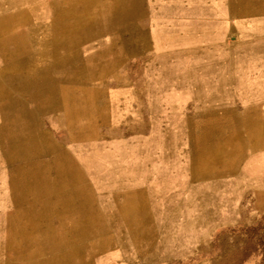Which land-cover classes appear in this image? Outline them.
<instances>
[{"label": "rangeland", "instance_id": "obj_1", "mask_svg": "<svg viewBox=\"0 0 264 264\" xmlns=\"http://www.w3.org/2000/svg\"><path fill=\"white\" fill-rule=\"evenodd\" d=\"M33 1L38 42L25 53L48 52L50 11L65 5L57 63L74 70L45 74L44 94L62 96L49 114L2 106L15 95L0 104V154L14 151L0 173V264H264V139L251 141L264 133V0L237 14L229 0ZM122 1L144 16L74 45L73 20ZM26 19L10 27L30 33ZM23 105L38 107L35 128L17 121ZM202 127L218 164L193 162Z\"/></svg>", "mask_w": 264, "mask_h": 264}, {"label": "bare ground", "instance_id": "obj_2", "mask_svg": "<svg viewBox=\"0 0 264 264\" xmlns=\"http://www.w3.org/2000/svg\"><path fill=\"white\" fill-rule=\"evenodd\" d=\"M91 1L92 0H89V2H91ZM140 1L141 0H139V2ZM82 2H87V1L83 0ZM123 2L124 1H122L121 3L116 4V5H113L112 3H110L109 5L105 6L103 8V10H100L101 13L99 14L98 18H95V20H93L90 25L86 24L85 18H82L81 20H78V19H76L75 21L73 20V24L77 23L76 26H79V31H80L79 34L81 36L80 39H77L73 42L74 45H77L78 43H84L85 32H87V30H88V32L92 33L91 39L93 37L95 39H97L101 34H104V35L112 34L113 32H116V31L122 32L123 28L126 26V24H128L127 23L128 21L129 22H136L138 19H140L141 17L144 16V12L141 11L139 5H136L133 7L124 6ZM33 3H34L33 0H23L20 2H15L13 0L9 1V3H8L9 12H16V13L13 15L4 16V17L0 16V33H2V36L4 37V39H2V40L0 39V56L3 53H11V54L15 53L16 56L13 57L12 60L24 59L23 53L26 52V49L28 47L33 48L34 44L36 42H38L37 41L38 39L35 40V38H36L35 29L37 26L39 28V25L36 24L34 27H32L33 24H31V23L33 20L27 16H26L27 19L25 20V23L23 26L26 27V29L31 27L30 28L31 32L30 33H28V31L27 32L25 31V33L21 32L17 36L10 37V40H9V36L7 37V35H8L7 32L9 30L10 26L12 25L13 22L18 20V17H20L22 13L27 15V12L36 11V6L33 5ZM260 3H261V0H229L228 1V8H229V12H232L233 14H237V13H239V11L254 9L257 6H259ZM14 5H16V6H14ZM28 5L30 6V9L27 8ZM12 6H14L13 9H11ZM90 6H91V4L90 5L87 4L86 6H80L79 9L80 10L90 9ZM18 8H19L20 12H18ZM21 9H24V10L21 11ZM65 11H67V6H65V5L56 9L57 13H64ZM201 14H199V15H201ZM64 15H66V14H64ZM220 16H222V15H220ZM130 18H135V19L130 20ZM99 19L102 20V23H100ZM40 20H41V18H40ZM66 23L67 22H63V23L61 22V23L55 24L56 30H57V28H60L61 26L63 28H65ZM94 29H95V33H94ZM88 32L86 34H88ZM69 33H71V30L68 27V30L62 32V34L58 33L57 34V40H54L53 42L54 43L56 42L58 44V47H61V45L64 44V46H63L64 50L67 49L68 48L67 44H68ZM45 43L50 44L49 41L45 42ZM49 44H47V47H49ZM35 50H36V47H35ZM102 54H103V50L98 52L95 59H93L94 62H100V60H101L100 57L102 56ZM29 56L30 55H27V58H29ZM44 56H45V58L48 56L46 59H49V57H50L49 52L43 53L42 57L44 58ZM80 56L81 57L84 56V55H82V52L80 53ZM88 59H90V58H88ZM54 60H56V59L54 58ZM2 62H3V60H2ZM0 63H1V61H0ZM29 65H31V64L21 65V64L17 63L15 65H9V66L1 65L0 66V104L2 102H4L5 100H8L7 98H10L12 95H15V96L20 97V99H19L20 101L14 100L13 102L8 103V104H3L2 106H4V107H6V106H8V107L9 106L19 107L20 106L19 104L21 101H25V103H27L26 101L39 102L42 106L45 105V107H42V108L45 109L46 114H49L51 112V110L53 109V102L54 101H60L59 98H62V96L61 95L58 96L56 94V92H51V95H45L44 94V90L48 89L50 86L46 82V80L44 79L45 74L50 73L52 68L54 69V71H61L63 74H67L69 71L74 70V67L69 66L67 63L62 64V66L59 67V64L56 63L55 61H53L52 64H50V63L45 64V66H46L45 68L43 67L44 64L43 65H32V66H29ZM89 69H90V67H87V66H85L83 68H81V67L77 68V70H80V71H84V70L87 71ZM38 79H39V82H38ZM36 90H38V91L40 90L41 93L39 94V96L34 94ZM62 104L65 105V102L62 101ZM24 106L25 105H23V107L21 108L20 114H19V115H21V119L18 118L17 121L21 122L22 124L29 125V126L35 128L36 123H37L35 112L39 111V109L37 106L36 107L34 106L33 110H31V109L27 110L28 108H25ZM222 109H224V108H222ZM66 112H67V110L63 114H65ZM209 115H212V117H213L214 113H211ZM216 116H218V115H216ZM67 117H68V115H67ZM205 118H207V117H205ZM208 118H210V117H208ZM10 122H13L12 118H10ZM215 122L216 121L214 119H212L208 125L212 124V126H215V125H213V123H215ZM212 126H211V130H213ZM203 127L200 128V130H203L202 134L197 132L195 134V136L192 135L193 139H194V145L197 143V141H199L196 144V146H198V147L195 148L194 152H193L194 157H197V159L193 162H199L201 160V158H199L197 155L202 154L204 157H208V158L210 156L211 157L215 156L216 164H218L219 159L216 158L217 152H215V150L212 149L211 143H209L210 136L208 135V131L203 129ZM217 129H218V126L215 127V130H217ZM73 139L77 140L79 138H77V139L73 138ZM260 139H264V133L258 134L257 137L253 138L251 141L253 143H256V142L258 143V141ZM9 143H10V140H9ZM34 143H36L37 145H40L43 143V140L42 139H36L34 141ZM200 146H203L205 148V151L200 152V150H199ZM29 149L30 148L22 150L20 152H24V155L27 156V154H31V152H32ZM39 150H40V148H39ZM13 152H14L13 146L10 144L9 145V152L7 154H4V155L0 154V173L2 171V165H3L2 161L9 158L11 156V154H13ZM193 154H192V156H193ZM212 163H215L214 159H213ZM211 164H209V165H211ZM211 167L214 168V164H212V166H206L205 170H208V173H213V169ZM36 170L37 171L34 173L35 175H38L39 173L42 172V169L40 168V166H38V168H36ZM193 172H195V168H193ZM147 235H148V233L146 232V233L142 234L140 236V238H145Z\"/></svg>", "mask_w": 264, "mask_h": 264}, {"label": "crops", "instance_id": "obj_3", "mask_svg": "<svg viewBox=\"0 0 264 264\" xmlns=\"http://www.w3.org/2000/svg\"><path fill=\"white\" fill-rule=\"evenodd\" d=\"M56 5L52 9V11H50V20H49V23H50L49 24L50 25L49 28L50 29H48V31L46 30V33L49 34V38L47 40L50 42L49 49H48L49 56H50L49 59H46L48 56L46 58L45 57L44 58H41L42 55L37 56V52H36L37 50L33 49V51L34 50L35 51L32 52V53H30L31 55L30 54L23 53V58L24 59H21V60H18V59L12 60V58L16 56L15 53H12V54L11 53H3L0 56V61H1L0 64L1 65H7V66H9V65H15L17 63H19L21 65L31 64L29 66H32V65H43V64L45 65V64H49V63L52 64L53 61H55L57 63L58 56L60 58L64 59V57L66 56L65 53H63V50H64L63 46H64V44H62L61 47H58V44L56 42L55 43L53 42L54 40H57V34H58L57 33V30H56L55 21L53 19V17L55 16V14H57L56 9H55L56 8ZM15 13L16 12H0V16H3L4 17V16L13 15ZM26 16L29 17L31 15L30 14H27ZM31 19L34 20V17L33 18L31 17ZM33 23H36V21H33ZM40 30L42 31L41 28H40ZM21 31H23V30H18V29H14V27H10L9 30H8V32H7V34H8L7 37L9 36V40H10V37L17 36L19 33H21ZM36 31H37V28L35 29V35H36ZM87 32H88V30H87ZM0 39L1 40L4 39V37L2 36V33H0ZM35 40H37V38H35ZM59 49H63V50L59 52L58 51ZM27 55H30L29 58H27ZM54 58L56 60H54ZM2 60H3V62H2Z\"/></svg>", "mask_w": 264, "mask_h": 264}]
</instances>
